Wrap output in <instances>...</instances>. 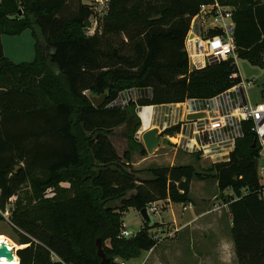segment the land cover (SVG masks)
Segmentation results:
<instances>
[{"label":"trees","instance_id":"trees-1","mask_svg":"<svg viewBox=\"0 0 264 264\" xmlns=\"http://www.w3.org/2000/svg\"><path fill=\"white\" fill-rule=\"evenodd\" d=\"M215 1L234 8L237 58L263 67L264 0H111L102 31L92 36L85 22L94 11L83 0H0L1 35L30 30L36 41L34 61L16 64L0 40V222L17 197L10 221L25 246L18 264H101L98 241L111 264L137 259L156 246L150 232L163 225L144 224L124 238L126 212L192 202L191 183L201 177L193 166L153 168L141 180L131 153L120 156L112 138L134 120L136 133L137 106L212 99L241 82L231 78L239 74L234 59L189 73L191 19ZM132 90L140 92L136 102L111 106ZM107 92L96 108L89 94ZM251 125L231 161L209 169L220 194L232 192L238 264H264V185L255 166L261 147Z\"/></svg>","mask_w":264,"mask_h":264},{"label":"built area","instance_id":"built-area-1","mask_svg":"<svg viewBox=\"0 0 264 264\" xmlns=\"http://www.w3.org/2000/svg\"><path fill=\"white\" fill-rule=\"evenodd\" d=\"M110 2L111 0L90 1L89 6L94 14L89 21L94 23L91 24L94 29L88 33L89 35L95 34L98 23L108 12ZM233 14V7L215 1L202 5L199 13L191 19L184 44L189 73L237 58ZM239 77L238 73H234L231 78ZM252 85V82H244L241 79L239 84L212 99H190L179 104L137 106L136 114L140 119V126L135 138L141 142L143 135L152 129H157L162 135L165 131L178 127L179 130L174 135L164 136L162 139H168L170 144L172 142L176 151L197 156L201 161L213 166L231 161L237 142L243 138L245 128L252 124L250 131L255 134L256 141L261 147L257 169L263 176L264 166H261V160H264V101L260 103L250 101L247 91ZM146 95H149V91ZM139 96L140 92L137 90L123 93L111 106L124 108L131 102H136ZM196 116L200 117L188 120V117ZM16 199L17 197L10 198L6 211L2 213L7 220L11 212L9 206L14 205ZM165 206V201H161L150 204L146 209L151 215L159 213ZM215 208L220 210V206L216 205ZM183 209L186 210V207ZM121 236L124 238L132 236L125 225ZM159 238V235H155L156 240ZM119 264H126V261L122 260Z\"/></svg>","mask_w":264,"mask_h":264},{"label":"rangeland","instance_id":"rangeland-1","mask_svg":"<svg viewBox=\"0 0 264 264\" xmlns=\"http://www.w3.org/2000/svg\"><path fill=\"white\" fill-rule=\"evenodd\" d=\"M90 1L91 0H83V3L89 5ZM98 24V28H100V31H102L103 23ZM93 29L94 27H90L87 30V33H90L91 31H93ZM25 33L26 34H23L21 37H13L7 35H3L2 37L1 42L5 47L6 56L15 62H32L35 59L36 41L33 36H31L30 33L32 32H30V30H27V32ZM9 39L12 40L10 41ZM119 41L120 39L116 40V42ZM235 60L242 81L252 82L253 84L252 87L247 91L250 101L252 103H260L264 101V65L263 67H260L258 65L252 64L248 60L239 58H236ZM161 113L163 115L164 111L162 110ZM162 115L160 116V118L162 117ZM136 124L137 120H134L130 125H123L116 128L113 133L112 142L120 156H123L126 151H129L131 153L132 169L136 172V175L141 180L148 179L150 177V170L153 168L177 165H191L199 174H201V177L194 178L191 183L192 193L195 198H199L203 195L207 196L208 200L205 201V204L203 205L205 209H212V207H214L219 201H221V205L228 203V197L232 195V192L228 190L226 193L220 194L216 185V179L209 171L211 167L209 163L201 161V159L197 156L188 155L183 152L176 151L172 145V142L165 147L163 145H160L152 154H149L142 140L139 143L143 144H138L135 142V140L137 139L135 138L136 136L134 133ZM143 149H145L146 151H144ZM261 166H264V160H261ZM258 176L260 178V182L264 185V175L261 176L260 174H258ZM25 190L30 192V189L27 187L25 188ZM115 204L117 203H114L113 205ZM166 205H168V203ZM181 207L182 206L180 204H169L167 208L165 206L162 211L157 214H151L150 217L154 221H157L159 223L172 222L174 218L179 215V210L181 209ZM9 208L11 209L10 211H12L14 205L12 204L11 206H9ZM124 216L125 217L123 221L125 223V226L132 233L131 237H134L141 230V224L143 220L140 214L135 210L126 213ZM207 220H210V222L206 221L205 227H216L213 217L209 216ZM225 224H227L226 221L224 223L222 222V227H225ZM161 230H163V232L157 234L160 236V238L156 240V246L154 247L156 250L154 252V248L148 252H143L141 256L137 258L138 260L133 259L131 261H126V264H178V259L175 260L174 256H172V254L175 253L174 250H176V248L174 247V240L172 239V237L168 236L169 233L173 231L172 224H164ZM155 232L156 230H152V232L150 233ZM0 235L7 236L16 245L22 246L19 244V234L14 231L10 221V216L8 217V220L5 219L4 222H0ZM178 242L180 244L182 243L181 245L183 246L182 241ZM105 245L109 246L110 244L109 242H105ZM23 248H25V246L22 248H15V250L18 251ZM146 254L147 257L144 258V255ZM179 260L182 261L183 259L180 258ZM19 261L20 260L18 258V262ZM115 261L118 264L122 262V260L119 258H116Z\"/></svg>","mask_w":264,"mask_h":264},{"label":"crops","instance_id":"crops-1","mask_svg":"<svg viewBox=\"0 0 264 264\" xmlns=\"http://www.w3.org/2000/svg\"><path fill=\"white\" fill-rule=\"evenodd\" d=\"M25 32L23 34H26ZM23 34L17 37H21ZM30 34L32 36V33ZM2 37L3 35H1V41ZM9 40L11 41L12 39ZM3 48L5 53L4 45ZM10 60L16 64L25 63L15 62L12 59ZM61 186L68 187V184H62ZM190 196L192 202L187 205L180 204L182 207L179 210V215L176 216L172 222H167L172 224L173 228V231H171L168 236L172 237L174 240V247L176 248V250H174L175 253L172 254L174 259H178V264H238L234 242L231 236L232 218L231 214L229 213V204L226 203L221 205V201H219L216 205L220 206V210H217L216 212V209L214 208L216 205L212 207V209H205L203 206L205 201L208 200L206 195L195 198L191 189ZM46 197H53L51 190L48 191V195ZM262 197L264 199V190ZM167 203L168 205L173 204L169 201H165V205ZM168 205H166V208ZM184 206L186 207V210L183 209ZM132 210L135 209L131 208L126 213H129ZM209 216L213 217L216 227H205L206 221L210 222L211 220H207ZM223 218L227 223L225 224V227H222V222H225ZM167 223H159L155 221V224H160L163 226ZM143 225L144 222L141 224V230L143 229ZM160 230H156L155 233H162L163 230ZM178 241H182L183 246L181 245L182 243L180 244ZM155 250L156 249L154 248L153 252ZM144 256V258H146L147 254ZM180 258L183 260H179Z\"/></svg>","mask_w":264,"mask_h":264},{"label":"water","instance_id":"water-1","mask_svg":"<svg viewBox=\"0 0 264 264\" xmlns=\"http://www.w3.org/2000/svg\"><path fill=\"white\" fill-rule=\"evenodd\" d=\"M85 26H86L85 31H87L91 27L90 21H86ZM0 40H1V33H0ZM89 96H90V100H91L92 104L96 108H100L105 104L109 94L107 92L101 96H96V95H92V94H89ZM198 117H200V116L188 117V120L196 119ZM138 129H139V127L137 128V130ZM143 142H144L145 148L149 154H152L160 145L167 146L170 144V141L168 139H166V138L161 139V135L157 129H152V130L146 132L143 135ZM255 146H256V140L254 141V147ZM258 164H259V162L257 159L255 161L256 168H258ZM140 216H141L144 224H147L151 227L155 225V221L150 217V214L148 213V210L146 208L141 210ZM157 234H158V232L155 233V235H157ZM98 255L101 258V264H111V260L108 259L107 256L105 255V253L103 252L100 241H98ZM16 256H17V251L15 250V248L11 247L10 243H6V242L0 243V262L3 260H5L7 262H12L13 260H15Z\"/></svg>","mask_w":264,"mask_h":264},{"label":"bare ground","instance_id":"bare-ground-1","mask_svg":"<svg viewBox=\"0 0 264 264\" xmlns=\"http://www.w3.org/2000/svg\"><path fill=\"white\" fill-rule=\"evenodd\" d=\"M4 242L10 243V245H11L12 248H22V247H24V246H18V245H16L7 236L0 235V243H4ZM0 264H18V258L16 256L15 257V260H13L12 262H7V261L3 260V261L0 262Z\"/></svg>","mask_w":264,"mask_h":264}]
</instances>
